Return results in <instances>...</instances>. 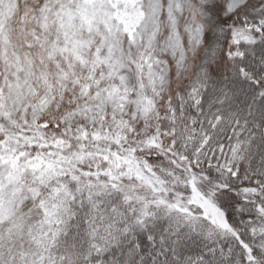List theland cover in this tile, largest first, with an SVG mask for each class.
<instances>
[{"label":"snow or ice","instance_id":"1","mask_svg":"<svg viewBox=\"0 0 264 264\" xmlns=\"http://www.w3.org/2000/svg\"><path fill=\"white\" fill-rule=\"evenodd\" d=\"M0 264H264V0H0Z\"/></svg>","mask_w":264,"mask_h":264}]
</instances>
